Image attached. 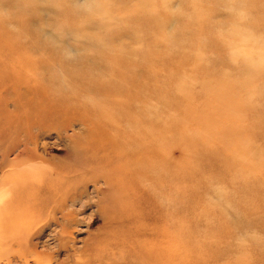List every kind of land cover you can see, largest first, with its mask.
<instances>
[{
    "label": "rangeland",
    "instance_id": "374dc122",
    "mask_svg": "<svg viewBox=\"0 0 264 264\" xmlns=\"http://www.w3.org/2000/svg\"><path fill=\"white\" fill-rule=\"evenodd\" d=\"M0 43V264H264V0H0ZM24 144L67 223L7 225Z\"/></svg>",
    "mask_w": 264,
    "mask_h": 264
},
{
    "label": "bare ground",
    "instance_id": "6f19581e",
    "mask_svg": "<svg viewBox=\"0 0 264 264\" xmlns=\"http://www.w3.org/2000/svg\"><path fill=\"white\" fill-rule=\"evenodd\" d=\"M4 50V47L0 43V51ZM9 57L10 59H13L14 55L9 51ZM21 72L13 73V76H18ZM21 75V74H20ZM20 82H15L14 85H19ZM39 98V97H38ZM27 119H26V125H32L35 122L38 121V119L45 118L48 115L41 114L39 110L37 109L38 106V100L34 99L33 101L29 102L27 105ZM15 114L12 115V118H15V121H19L21 115H19V112L21 111L20 105L17 104L15 106ZM52 112V111H51ZM14 132V134H19L22 132V128L18 129V127L15 125L10 130L6 128L0 127V141H3L5 134L8 132ZM30 151V148L24 144V146L17 150V153H15L14 157H12L11 160H9V165L11 166V172H9V176L11 177L14 173H19V179L21 180L16 181V183H13V185L9 188L12 194V200L8 203H5V208L8 210V214H10L11 219H9L8 226H21L23 223L28 222L32 223L40 219L42 216L36 215L39 211H45L47 209H53L58 210L62 213V217H64L65 221L68 222L70 220V216L63 211L64 207L66 206L67 198L70 197L68 195V189L67 187L60 186V184L56 185L55 182L49 181V182H43L39 181L38 177L36 175H33V172H37L35 169V161L36 157H34ZM5 153V152H4ZM6 154V153H5ZM5 156H3L4 160ZM26 167V168H24ZM28 171H31L32 174H30ZM58 171V170H57ZM38 173V172H37ZM10 182L12 179L9 180ZM18 197L16 196V194ZM65 193V194H64ZM15 194V195H14ZM10 195V193H9ZM50 207V208H47ZM64 212V213H63ZM40 215V214H39ZM2 223V221L0 220ZM0 226H2L0 224ZM23 226V225H22ZM65 224L64 227L65 228ZM1 234H6L4 229L1 230ZM0 234V235H1ZM24 257V256H23ZM41 258L40 256H36L33 259H36L39 261ZM76 259L77 264L81 263L85 264L84 261H81V259L75 258L73 254H65V257L59 261L58 264H68V261L70 259ZM24 259V258H23ZM23 262V261H22ZM27 262V259H24V263ZM111 263V262H109ZM112 264V263H111Z\"/></svg>",
    "mask_w": 264,
    "mask_h": 264
},
{
    "label": "clouds",
    "instance_id": "9594fccd",
    "mask_svg": "<svg viewBox=\"0 0 264 264\" xmlns=\"http://www.w3.org/2000/svg\"><path fill=\"white\" fill-rule=\"evenodd\" d=\"M234 14H235L236 20L233 23L232 28L243 33L245 31V29H243L242 23H243V20L245 18V14L243 13V11H236ZM252 39H253V37H251L250 35L246 36L245 42L247 43L248 41H250Z\"/></svg>",
    "mask_w": 264,
    "mask_h": 264
}]
</instances>
